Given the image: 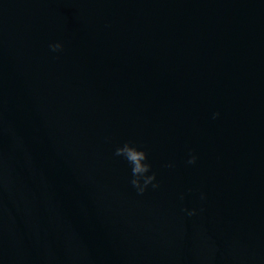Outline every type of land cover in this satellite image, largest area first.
Returning <instances> with one entry per match:
<instances>
[{
    "label": "water",
    "instance_id": "obj_1",
    "mask_svg": "<svg viewBox=\"0 0 264 264\" xmlns=\"http://www.w3.org/2000/svg\"><path fill=\"white\" fill-rule=\"evenodd\" d=\"M0 173V264H264V0H0Z\"/></svg>",
    "mask_w": 264,
    "mask_h": 264
},
{
    "label": "clouds",
    "instance_id": "obj_2",
    "mask_svg": "<svg viewBox=\"0 0 264 264\" xmlns=\"http://www.w3.org/2000/svg\"><path fill=\"white\" fill-rule=\"evenodd\" d=\"M49 50L53 53H60L64 49V44L61 41L52 42L49 44ZM220 116L219 112L213 113L212 118L216 119ZM113 155L115 157H121L127 161V163L131 166V179L129 181L130 185L133 189H135L137 195H143L149 187L152 189H158L160 187L159 182L157 181V175L152 171V165L148 162V152L144 150L142 147L137 145L133 141H125L121 145H117L115 147ZM198 157L195 154H189V157L186 161L189 165H195ZM168 168H173V163H168L166 165ZM5 184V179L3 174L0 173V186ZM191 191V190H190ZM184 198L183 194H181L180 199ZM201 200H204L206 197L203 193H201ZM183 212L186 213L188 217H192L197 215V209L192 208H184ZM203 211V209H200Z\"/></svg>",
    "mask_w": 264,
    "mask_h": 264
}]
</instances>
